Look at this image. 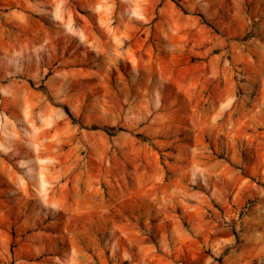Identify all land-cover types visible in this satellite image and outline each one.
<instances>
[{"label": "rangeland", "instance_id": "374dc122", "mask_svg": "<svg viewBox=\"0 0 264 264\" xmlns=\"http://www.w3.org/2000/svg\"><path fill=\"white\" fill-rule=\"evenodd\" d=\"M0 264H264V0H0Z\"/></svg>", "mask_w": 264, "mask_h": 264}, {"label": "trees", "instance_id": "16d2710c", "mask_svg": "<svg viewBox=\"0 0 264 264\" xmlns=\"http://www.w3.org/2000/svg\"><path fill=\"white\" fill-rule=\"evenodd\" d=\"M41 89H43V91H44V88L41 86Z\"/></svg>", "mask_w": 264, "mask_h": 264}]
</instances>
